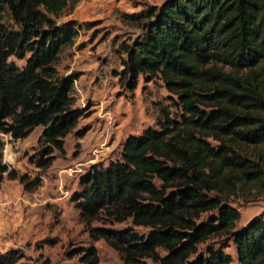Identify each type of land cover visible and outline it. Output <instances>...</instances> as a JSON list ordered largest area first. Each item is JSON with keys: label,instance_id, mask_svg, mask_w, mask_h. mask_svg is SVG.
<instances>
[{"label": "trees", "instance_id": "1", "mask_svg": "<svg viewBox=\"0 0 264 264\" xmlns=\"http://www.w3.org/2000/svg\"><path fill=\"white\" fill-rule=\"evenodd\" d=\"M81 1L0 0V135L22 139L41 126L42 148L33 162L42 169L52 165L56 151L65 152L66 138L85 114L75 95L78 75H63L57 66L61 52L76 43L80 25L59 18ZM6 9L17 28L2 21ZM125 15L145 21L143 33L123 46L122 74L133 86L140 76L161 78L178 115L171 105H160L158 128L130 135L117 159L81 176L73 199L80 217L89 227L103 214L112 223L131 220L125 229L91 227L128 264H144L145 258L234 264L224 248L199 251L221 233L234 242L236 264H264V217L236 230L241 212L222 196L264 193V0H164ZM12 56L26 64L17 65ZM4 149L0 137V186L7 174L26 190L37 188L41 179L26 183L4 162ZM85 250L82 264H98L97 249ZM16 258L10 252L0 264Z\"/></svg>", "mask_w": 264, "mask_h": 264}, {"label": "rangeland", "instance_id": "2", "mask_svg": "<svg viewBox=\"0 0 264 264\" xmlns=\"http://www.w3.org/2000/svg\"><path fill=\"white\" fill-rule=\"evenodd\" d=\"M162 1L125 0L121 4L116 0L104 14L92 13L88 20H81L82 13L89 10L88 4L81 1L72 13H64L59 18L60 23L68 20L80 23L76 43L61 52L57 66L63 75H78L75 95L77 105L85 109V114L66 138L65 152L56 151L55 160L46 169L38 168L33 162L42 148L39 143L41 126L22 139L0 135L5 141L4 162L9 168L26 176V183L30 185L41 179V184L30 191L19 179L5 175L0 186V256L15 253V264H82L85 249L95 247L98 264H128L106 239H96L91 227L125 229L133 226L132 221L112 223L103 214L89 227L80 217L73 199L81 191V176L92 165L107 166L117 159L130 135L141 134L150 126L158 128L160 105L172 106L168 99L172 93L161 78L147 81L140 76L133 86L122 74L123 59L127 58L123 46L132 44L143 33L145 21L125 14L140 13ZM2 21L17 28L7 9ZM9 60L21 67L26 64V59L16 56ZM105 110L116 115L115 132L108 138L103 152L95 154L104 139L102 115ZM171 111L178 115L176 107L172 106ZM79 130L85 131L84 136L78 135ZM222 196L241 212L236 230L257 216L264 217V193L254 190L233 195L225 192ZM216 214V210L207 212L200 221ZM136 229L140 233L149 231L143 227ZM219 248L230 252L234 264L237 263L236 247L226 233L211 236L200 245L199 251L207 253L209 249ZM165 253L161 250L162 255ZM144 264L159 262L145 258Z\"/></svg>", "mask_w": 264, "mask_h": 264}, {"label": "crops", "instance_id": "3", "mask_svg": "<svg viewBox=\"0 0 264 264\" xmlns=\"http://www.w3.org/2000/svg\"><path fill=\"white\" fill-rule=\"evenodd\" d=\"M116 0H82V3H87L89 6V10L87 12H83L81 17V20H88L90 18V14H99L102 15L105 13L107 7H109V5L113 2V4H115ZM122 1L125 0H119V2L122 4ZM164 2V0L161 3H155L158 5H161ZM134 135H138V134H134ZM127 140V139H126ZM125 140V141H126ZM124 141V143H125ZM123 143V145H124ZM123 148V146H122ZM122 151V150H121Z\"/></svg>", "mask_w": 264, "mask_h": 264}, {"label": "built area", "instance_id": "4", "mask_svg": "<svg viewBox=\"0 0 264 264\" xmlns=\"http://www.w3.org/2000/svg\"><path fill=\"white\" fill-rule=\"evenodd\" d=\"M79 32V28H78ZM103 142L99 146L100 148L95 149V154L103 152V149L105 145L107 144L108 138L115 132V126H116V115L111 110H105L103 115Z\"/></svg>", "mask_w": 264, "mask_h": 264}]
</instances>
